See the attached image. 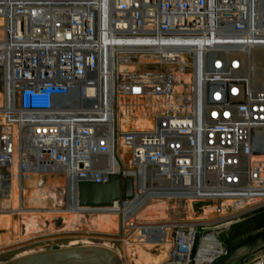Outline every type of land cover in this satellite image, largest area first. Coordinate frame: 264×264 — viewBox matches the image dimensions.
Returning <instances> with one entry per match:
<instances>
[{
	"label": "built area",
	"instance_id": "2783aa9c",
	"mask_svg": "<svg viewBox=\"0 0 264 264\" xmlns=\"http://www.w3.org/2000/svg\"><path fill=\"white\" fill-rule=\"evenodd\" d=\"M0 19V204L16 157L21 190L62 175L64 206L84 214L112 206L80 205L79 185L121 174L133 197L114 205H214L189 223L119 212L152 253L170 242L160 264L229 255L220 231L264 209V0H0Z\"/></svg>",
	"mask_w": 264,
	"mask_h": 264
},
{
	"label": "bare ground",
	"instance_id": "6f19581e",
	"mask_svg": "<svg viewBox=\"0 0 264 264\" xmlns=\"http://www.w3.org/2000/svg\"><path fill=\"white\" fill-rule=\"evenodd\" d=\"M1 23L2 20L0 19V25ZM1 35L2 32L0 31V37ZM105 41H107L106 38ZM181 77L186 80L190 79V75L186 73L181 74ZM3 97L4 94L0 90V106L3 103ZM130 122H134L142 128H147L152 125L148 119L139 118L130 120L128 117H122V129H127ZM120 152L128 164L130 162L128 151L122 148ZM11 170L13 171L11 191L5 189L3 186L6 198L0 204V249L13 248V245L19 246L20 243L34 240L36 238L34 235L39 232H44L42 236L39 235L41 238L53 237L52 235L55 232L58 233V229L54 224V218L55 215L59 214L63 217V229L67 233L76 232L75 230L77 229H86L88 232L95 231L100 233L116 232L121 226L119 212L123 213L131 210L136 211L137 215L136 218L131 217L130 219H137L140 224L169 219L168 211L170 209V202L168 199L163 198L126 201L122 205L116 203L112 207H99L95 210H90L89 216H86L83 210L78 208L71 200L67 203L66 207L64 206V199L60 195L63 189H59V187L64 186V181L60 176H47V184L42 187L36 186L42 176H31L30 179H26L27 181H23V185H27V188H29L23 191L21 190L23 186L20 188L21 181L17 157ZM48 203L51 206H46ZM192 205V200H189L187 202L188 220L184 222L202 221L216 217L214 205L205 206L201 212H196ZM45 207H48V209L45 210ZM223 214L228 215L229 212L224 210ZM123 231L124 236L122 240L124 242V250H119L118 253L121 257H129L128 264H160L167 258L170 248L169 241L162 243L158 247L157 253H152L154 244L147 240L143 230L137 227L134 230L126 228ZM166 236L168 239L169 236ZM78 241L74 240L72 244L78 243ZM82 241L84 243H92L88 238H84ZM106 245L110 246L111 244L106 242ZM30 252L33 251H25L19 255Z\"/></svg>",
	"mask_w": 264,
	"mask_h": 264
},
{
	"label": "rangeland",
	"instance_id": "374dc122",
	"mask_svg": "<svg viewBox=\"0 0 264 264\" xmlns=\"http://www.w3.org/2000/svg\"><path fill=\"white\" fill-rule=\"evenodd\" d=\"M169 202H170V209L168 211L169 219H173L177 221L188 220L187 202H181L175 200H169ZM194 205L195 207L193 205L192 206L196 212H201L203 208L207 206L201 204L200 207L197 208L196 206L199 205V202H195ZM46 206H51V205L48 203ZM255 212L245 215L238 222H235L232 225L220 231L219 238L224 243V245L229 249L230 254L218 257L214 262V264H240L241 260L244 257H253L260 254L261 252L262 253L264 252V236L260 235V233L264 230V228H257L253 215V213ZM85 215L89 216V214H85ZM54 224L58 229V233L55 232V234L52 235L53 237L41 238L39 237V235L42 236L44 232H39L36 235H34V237H36L34 238V240L27 241L25 243H20L19 246L13 245L12 246L13 248H9V249L1 248L0 262L13 258L25 251H36L41 249L73 245L72 242L74 240H79L78 243L75 244L84 243L82 241L84 238H88V240H91V242L94 244L106 245V242H109L111 245L110 246L106 245V246H109L117 251L124 250V246H123L124 242L122 240V237L124 236V231L122 228H120L118 231L113 233L111 232L100 233L95 231L88 232L86 229H80V230L77 229L75 230L76 232L67 233L66 230L63 229L64 222H63V217L60 214L55 215ZM205 228H211V227L206 226ZM251 236H256V238L251 240L249 239V237ZM13 249H15L19 253H17ZM128 260L129 257L127 256L122 257L123 264H128Z\"/></svg>",
	"mask_w": 264,
	"mask_h": 264
},
{
	"label": "water",
	"instance_id": "95a60500",
	"mask_svg": "<svg viewBox=\"0 0 264 264\" xmlns=\"http://www.w3.org/2000/svg\"><path fill=\"white\" fill-rule=\"evenodd\" d=\"M60 176L64 181V177ZM63 187V186H62ZM133 197V179L113 174L107 183H81L78 199L82 206H113ZM45 236V235H44ZM0 264H123L117 250L94 243H80L36 250L17 255Z\"/></svg>",
	"mask_w": 264,
	"mask_h": 264
},
{
	"label": "trees",
	"instance_id": "16d2710c",
	"mask_svg": "<svg viewBox=\"0 0 264 264\" xmlns=\"http://www.w3.org/2000/svg\"><path fill=\"white\" fill-rule=\"evenodd\" d=\"M253 215H254V220L256 222L257 228H264V209L253 213ZM260 235L264 236V230L260 233ZM255 238H256V236L249 237V239H251V240H253Z\"/></svg>",
	"mask_w": 264,
	"mask_h": 264
}]
</instances>
